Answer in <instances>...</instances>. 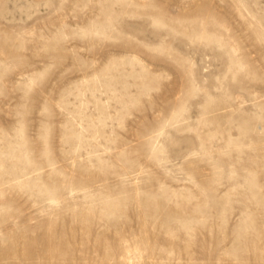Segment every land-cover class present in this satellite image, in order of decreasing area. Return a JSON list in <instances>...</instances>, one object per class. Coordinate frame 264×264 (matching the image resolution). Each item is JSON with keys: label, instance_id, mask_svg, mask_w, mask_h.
<instances>
[{"label": "rangeland", "instance_id": "1", "mask_svg": "<svg viewBox=\"0 0 264 264\" xmlns=\"http://www.w3.org/2000/svg\"><path fill=\"white\" fill-rule=\"evenodd\" d=\"M0 264H264V0H0Z\"/></svg>", "mask_w": 264, "mask_h": 264}]
</instances>
